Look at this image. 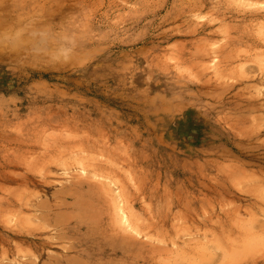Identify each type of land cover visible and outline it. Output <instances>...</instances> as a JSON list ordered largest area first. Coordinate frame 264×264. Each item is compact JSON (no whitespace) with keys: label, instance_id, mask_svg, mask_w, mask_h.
I'll return each instance as SVG.
<instances>
[{"label":"rangeland","instance_id":"rangeland-1","mask_svg":"<svg viewBox=\"0 0 264 264\" xmlns=\"http://www.w3.org/2000/svg\"><path fill=\"white\" fill-rule=\"evenodd\" d=\"M79 159L124 212L105 208L101 264H264V0H0V206L55 203ZM4 219L0 264L88 263L86 226L21 239Z\"/></svg>","mask_w":264,"mask_h":264},{"label":"bare ground","instance_id":"bare-ground-1","mask_svg":"<svg viewBox=\"0 0 264 264\" xmlns=\"http://www.w3.org/2000/svg\"><path fill=\"white\" fill-rule=\"evenodd\" d=\"M75 137V136H74ZM43 145V144H42ZM47 145V144H46ZM47 146H49V145H47ZM62 146V145H61ZM76 146V145H75ZM63 147V146H62ZM72 147V146H71ZM60 148V147H59ZM77 148V147H76ZM49 149V148H48ZM52 149V148H51ZM54 149H56V148H54ZM69 149H70V147H69ZM72 149V148H71ZM74 149H75V147H74ZM78 149V148H77ZM25 150V149H24ZM28 150V149H27ZM27 150H26V152H27ZM45 150H46V148H45ZM64 150V149H63ZM36 151V150H35ZM47 151V150H46ZM57 151V150H56ZM61 151H62V149H61ZM70 151V150H69ZM80 151V150H79ZM42 152H44L43 150H42ZM55 152V151H54ZM60 152V151H59ZM81 152H83V151H81ZM56 153H58V152H56ZM61 153V152H60ZM30 154H32V153H30ZM71 153H69V155H68V157H70L71 155H70ZM78 154V153H77ZM76 154V155H77ZM38 155H40V153L38 154ZM73 155V154H72ZM55 156V155H54ZM53 156V157H54ZM59 156V155H58ZM78 156V155H77ZM49 157V156H48ZM38 158V157H37ZM55 158V157H54ZM54 158H51L52 160H54ZM74 158H77V160H78V158L79 157H74ZM31 159H32V157H31ZM36 159V158H35ZM42 159V158H41ZM63 159H64V161L65 160H67V159H65V156H64V158H62L61 160L63 161ZM72 159H73V157H72ZM77 160H75V161H77ZM24 161H25V159H24ZM29 161H31L30 159H29ZM29 161H27V162H29ZM33 161V160H32ZM51 161V160H50ZM19 162V161H18ZM53 162V161H52ZM59 162H61V161H59ZM78 162H80V159H79V161H77L76 163H77V165L80 167V165L78 164ZM34 163V162H33ZM32 163V164H33ZM44 163V162H43ZM48 163V162H47ZM54 163V162H53ZM62 163V162H61ZM65 163H67V162H65ZM49 164V163H48ZM50 164H52V163H50ZM59 164V163H58ZM80 164H81V162H80ZM27 165V164H26ZM31 165V164H30ZM34 165H35V163H34ZM38 165V164H37ZM46 165V164H45ZM44 164H43V166H42V168L41 169H43L44 168V166H45ZM60 165V164H59ZM76 165V164H75ZM76 165V166H77ZM10 166V165H9ZM16 166V165H15ZM38 166H40V165H38ZM48 166V165H47ZM62 167H63V163H62V165H61ZM83 166H84V164H83ZM85 166H86V164H85ZM89 166V165H88ZM87 166V167H88ZM28 167H29V165H28ZM32 167V166H31ZM35 167V166H34ZM46 167V166H45ZM82 167V166H81ZM81 167L80 168H78V167H76L78 170L79 169H81ZM90 167V166H89ZM93 167H95V166H93ZM102 167V166H101ZM26 168H27V166H26ZM33 168V167H32ZM36 168H37V166H36ZM35 168V169H36ZM91 168V167H90ZM119 168V167H118ZM70 169V168H69ZM72 169V168H71ZM74 169V168H73ZM76 169V170H77ZM104 169V168H103ZM28 171H29V169H27ZM44 170V169H43ZM43 170H40L41 171V174L40 175H44L43 176V179L42 178H40L41 180H45V178H46V174H44V172H43ZM77 170V171H78ZM82 171L84 170V167H82V169H81ZM89 170V169H88ZM91 170V169H90ZM92 170H93V168H92ZM20 171H21V169H20ZM31 171V170H30ZM74 171H75V169H74ZM94 171V170H93ZM114 171V170H113ZM24 172V171H23ZM33 172H34V170H33ZM33 172H31V173H33ZM71 172V171H70ZM84 172H86V171H84ZM95 173L97 172V171H94ZM93 172V173H94ZM105 172H106V170H105ZM125 172V171H124ZM128 172V171H127ZM8 173V172H7ZM80 173V170H79V172H78V174ZM83 173V172H82ZM82 173H80V178L77 176V178L76 179H74V182L72 183L70 180V182H71V184H69L68 185V187L67 188H64V189H59V190H56L54 193H52V196H53V194L55 195V203H53V204H51V203H49L48 201H36L35 200V203H34V200H32L33 198H27V199H25V197L24 196H26L27 195V193L25 194V195H23V194H21L20 192L18 193V192H14V194H12L11 196V198H9L7 201L5 200V201H3L2 203H1V206H0V217H2V216H5V218L6 219H4L5 220V222H6V224H9V222L11 221L10 219L13 217V219H12V221L14 220L15 221V219L14 218H17V217H15V215L17 216V214L19 213V212H22V211H25L24 209H26V210H35L36 212L35 213H33L32 215H33V218H30V216H29V218L30 219H32L31 221H30V219L28 220V216L27 215H24L25 217L27 216V219H25V223H20V221H19V216H18V220H16V221H19L17 224H16V221H15V224H13V225H5V226H7L8 227V229L6 230L7 232H8V234H10V236L12 237V236H18V237H21V239L22 238H29V236H39V235H44V234H48L49 232H50V230H49V227H52V229H55V230H57L58 231V233H56V234H53V235H55L54 237H57V239L58 240H63L62 242H66V241H70L71 240V238L73 237V235L76 233V232H81V231H83V228L86 226V234H83V233H81V235L83 234V236H86V242H85V244H86V246H89V247H93L92 248V250H89V252L88 253H85L83 250H79V249H77V248H75V249H77L81 254H86V256H87V258L86 259H88L89 261H88V263L89 264H101L99 261V257L98 256H95V255H97V253L94 251V248L97 246H99V245H101V244H99V242L97 243V242H93L94 241V235H97V234H99V235H102V236H107V233L106 232H104V224L102 223V216L104 215V213H105V208H107V210L108 211H110L111 212V216L110 217H112L113 215V213H115V219H116V215H117V211H118V213L120 212V213H122L123 211H119V208H118V199H117V201H116V199L114 198V197H116V195H111V198L113 199L112 200V204H108L107 205V207H106V204L105 203H107V202H109V201H107L106 199H107V196H105V194H104V191H102L101 189L102 188H97V189H95L94 187H92V185L93 184H91V183H88V184H86V185H88V189H87V191H88V193L87 194H85L84 192V189H85V178H83L82 176H84L85 175V173L83 174V175H81ZM86 173H88V172H86ZM89 173H90V171H89ZM98 173V172H97ZM20 174V176L21 175H23V174H21V172L19 173ZM91 174V173H90ZM100 174V173H99ZM102 174V173H101ZM111 174V173H110ZM6 175V174H5ZM5 175H3V177L5 176ZM92 175V174H91ZM16 176V175H15ZM17 176H18V173H17ZM16 176V177H17ZM39 176V175H38ZM70 176H72V175H70ZM73 176H75V175H73ZM86 176V175H85ZM90 176V175H89ZM97 175H93L92 177H93V179L96 177ZM99 176V175H98ZM97 176V177H98ZM8 177L9 178H11V179H16V180H18L19 181V178L17 179V178H15V177H13L12 175H10L9 176V174H8ZM34 177H35V173L34 174H30V173H26V174H24L20 179V181L21 182H23V183H25L26 181H28V180H31V179H34ZM42 177V176H41ZM76 177V176H75ZM87 177V176H86ZM71 178V177H70ZM99 178V177H98ZM101 178V177H100ZM99 178V179H100ZM6 179V178H5ZM38 179V178H37ZM69 179V178H68ZM99 179H97V180H99ZM101 179H103V177L101 178ZM73 180V179H72ZM87 180H89V179H87ZM109 180V179H108ZM14 181V180H13ZM13 181H10V182H12L13 183ZM34 181V180H33ZM90 181V180H89ZM130 181V180H129ZM29 182H31L32 183V181H29ZM94 182H96V181H94ZM99 182H101V181H99ZM17 183V182H16ZM21 184V183H19L20 185H23V187H24V184ZM30 183V184H31ZM34 183V182H33ZM36 183V182H35ZM38 183H40L39 181H38ZM69 183V182H68ZM97 183V182H96ZM108 183V182H107ZM41 184H43L42 183V181H41ZM55 184V183H54ZM62 184V183H61ZM117 184V183H116ZM25 185H27V183L25 184ZM49 185H51V184H49ZM63 185V184H62ZM114 185V187H116L115 186V184H113ZM103 186H108V184L106 185V184H104ZM2 187H3V185H2ZM14 187H15V185H14ZM17 187V186H16ZM27 187V186H26ZM34 187H35V184H34ZM101 187V186H100ZM110 187V186H109ZM48 188H50V187H48ZM54 188H57V187H54ZM108 188V187H107ZM110 188H112V187H110ZM12 189V188H11ZM14 189V188H13ZM12 189V190H13ZM16 189V188H15ZM25 190H27L26 188H24ZM109 189V188H108ZM114 189V188H113ZM5 189H3V191H4ZM18 190V189H17ZM23 190V189H22ZM29 190V189H28ZM106 190V189H105ZM111 190V189H110ZM7 191V190H6ZM11 191V190H10ZM9 190H8V192H10ZM14 191H16V190H14ZM30 191V190H29ZM29 191H28V193H29ZM38 191H39V189H38ZM109 191V190H108ZM113 191V190H112ZM117 191V190H116ZM2 192V191H1ZM26 192V191H25ZM111 192V191H110ZM113 192H115V191H113ZM11 193V192H10ZM23 193V192H22ZM30 193H31V191H30ZM116 193H118V192H116ZM121 193V192H120ZM108 194V193H107ZM110 194V193H109ZM115 194V193H114ZM29 195V194H28ZM40 195V194H39ZM42 195V194H41ZM51 195V194H50ZM119 195V194H118ZM117 195V196H118ZM5 196V195H4ZM31 196V195H30ZM46 196V195H45ZM45 196H43V197H45ZM52 196H50V197H52ZM110 196V195H109ZM113 196V197H112ZM8 197V196H7ZM32 197V196H31ZM33 197H35V196H33ZM37 197V196H36ZM35 197V198H36ZM41 198V196L40 197H38V199L37 200H39ZM53 198V197H52ZM53 198V199H54ZM119 199H120V197H119ZM30 200V201H29ZM33 201V202H32ZM125 201V200H124ZM120 203V202H119ZM124 203V202H123ZM4 205V206H3ZM120 206V205H119ZM15 207H18V209L16 210V208ZM121 207V206H120ZM17 211V212H16ZM19 211V212H18ZM26 213V212H25ZM25 213H23L22 212V214H25ZM29 213H30V211H29ZM124 213V212H123ZM29 215H31V214H29ZM23 216V215H22ZM118 216V215H117ZM119 216H120V214H119ZM129 216V215H128ZM121 218H123V215H122V217ZM128 218V217H127ZM24 219V218H23ZM110 219V218H109ZM118 219H119V217H118ZM117 219V220H118ZM28 220V221H27ZM33 220H34V222H33ZM111 220V219H110ZM109 220V221H110ZM127 220V219H126ZM126 220H124V224L123 225H125V222H127ZM1 221V220H0ZM13 221V222H14ZM116 221V220H115ZM130 221V220H129ZM22 222V221H21ZM112 222V221H111ZM117 222V221H116ZM119 222V221H118ZM12 223V222H11ZM128 223V222H127ZM130 223H132V222H130ZM118 224H120V223H118ZM129 224V223H128ZM1 225V224H0ZM111 225V224H110ZM113 225H114V223H113ZM2 226V225H1ZM120 226V225H119ZM118 226V227H119ZM128 226V225H127ZM3 228V227H2ZM6 228V227H5ZM110 228V227H109ZM115 228V227H114ZM121 228V227H120ZM123 228L124 227H122V230H123ZM113 229V228H112ZM126 229V228H125ZM135 229V228H134ZM148 229V228H147ZM55 230H54V232H55ZM85 230V229H84ZM120 230V229H119ZM129 230H131V228L129 229ZM146 230V229H145ZM114 231V230H113ZM125 231V230H124ZM128 231V230H127ZM131 231H133V229L131 230ZM131 231H128V232H130V233H132ZM112 232V231H111ZM121 233V232H120ZM127 233V232H126ZM52 234V233H51ZM117 234V233H116ZM121 234H123V233H121ZM80 235V236H81ZM126 235V234H125ZM31 236V237H32ZM48 236V235H47ZM31 237H30V239H31ZM39 237H41V236H39ZM50 237V236H49ZM97 237V236H96ZM95 237V238H96ZM111 237V236H110ZM128 237H129V239L128 240H125V242L124 243H120V245L121 246H123V247H125L126 248V250L127 251H129L131 248H132V244H133V236L131 235V234H128ZM5 238V237H4ZM36 238V237H35ZM43 238V237H42ZM40 239V238H37V241L39 242L38 244H41V245H44L45 243H47V242H45V239L43 240V239ZM51 238V237H50ZM53 238V237H52ZM49 239V238H48ZM55 239V238H54ZM73 239V238H72ZM100 239V238H99ZM123 239V238H122ZM126 239V238H125ZM2 240V239H1ZM6 240V239H5ZM36 240V239H35ZM49 240H51V239H49ZM60 240V241H61ZM109 240V239H108ZM112 240V239H111ZM120 240V239H119ZM48 241V240H47ZM73 241V240H72ZM71 241V242H72ZM76 241V240H75ZM99 241V240H98ZM114 241V240H113ZM116 241V240H115ZM50 242V241H49ZM53 242V241H52ZM61 242V243H62ZM74 242V241H73ZM78 242H79V240H78ZM102 241H100V243H101ZM107 242V241H106ZM84 243V242H83ZM115 243V242H114ZM117 243H118V241H117ZM36 244V243H35ZM48 244V243H47ZM53 244V243H52ZM56 244V243H55ZM69 244V243H68ZM117 245V244H116ZM75 246V245H74ZM114 246V245H113ZM4 247H5V245H4ZM45 247V246H44ZM67 247V246H66ZM71 248V247H73V245L71 244L70 246H68V248ZM78 247V246H77ZM118 247V246H117ZM116 247V248H117ZM83 248V247H82ZM105 248V247H104ZM110 248V247H109ZM113 248V247H112ZM44 249V248H43ZM67 249V248H66ZM84 249V248H83ZM114 249V248H113ZM112 249V250H113ZM67 250H71V249H67ZM110 250V249H109ZM134 250V249H133ZM131 251L132 253L134 252V251ZM202 250V249H201ZM73 251V250H72ZM208 251H209V249H208ZM113 252V251H112ZM111 252V253H112ZM130 252V253H131ZM206 252V251H205ZM102 253V252H101ZM131 253V254H132ZM211 253H212V251H211ZM210 253V254H211ZM118 254V253H117ZM207 254V253H206ZM79 255V254H78ZM28 256H30V255H28ZM81 257H75L74 259H73V261L76 263V264H79V263H81L80 261H82L81 260V258L83 259V257H82V255H80ZM117 256V255H116ZM125 256H126V254H125ZM209 256L210 255H208L207 257L209 258ZM213 256H215V255H213ZM31 257V256H30ZM30 257H27V258H30ZM97 257V258H96ZM122 257V256H121ZM127 257V256H126ZM130 257H132V256H130ZM26 258V259H27ZM73 258V257H72ZM71 258V259H72ZM80 258V259H79ZM206 258V257H205ZM207 258V260H209ZM211 258H213L212 256H211ZM32 259H33V257H32ZM71 259H70V261H71ZM115 259H117V258H115ZM122 259V258H121ZM129 259V258H128ZM212 260V259H211ZM214 260V259H213ZM30 261V260H29ZM104 261H105V259H104ZM133 261V260H132ZM200 261H201V259H200ZM210 261V260H209ZM209 261H207V262H209ZM69 262V261H68ZM84 262V261H83ZM85 262L87 263V261L85 260ZM110 262H111V260H110ZM125 262V261H124ZM204 262H205V260H204ZM53 263V262H52ZM58 263V262H57ZM70 263H72V262H70ZM69 263V264H70ZM74 263V264H75ZM87 263V264H88ZM104 263V262H103ZM55 264V263H54ZM61 264V263H60ZM73 264V263H72ZM131 264V263H130Z\"/></svg>","mask_w":264,"mask_h":264}]
</instances>
